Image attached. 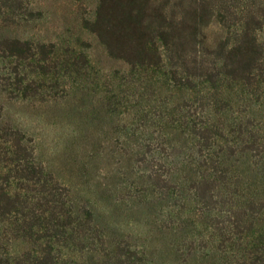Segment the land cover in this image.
<instances>
[{"label":"rangeland","instance_id":"374dc122","mask_svg":"<svg viewBox=\"0 0 264 264\" xmlns=\"http://www.w3.org/2000/svg\"><path fill=\"white\" fill-rule=\"evenodd\" d=\"M152 2L200 27L156 68L0 0V264H264V0Z\"/></svg>","mask_w":264,"mask_h":264},{"label":"trees","instance_id":"16d2710c","mask_svg":"<svg viewBox=\"0 0 264 264\" xmlns=\"http://www.w3.org/2000/svg\"><path fill=\"white\" fill-rule=\"evenodd\" d=\"M191 19L193 26L188 29L184 22L178 24L163 9L155 8L152 0H101L97 21L108 24V47L111 52L121 50L118 58L156 68L160 61L156 44L200 36L195 13Z\"/></svg>","mask_w":264,"mask_h":264}]
</instances>
